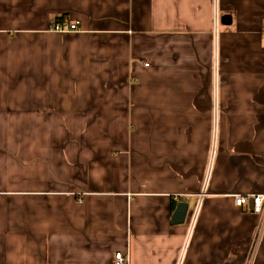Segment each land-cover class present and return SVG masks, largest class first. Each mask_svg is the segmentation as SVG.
I'll return each instance as SVG.
<instances>
[{"label":"crops","instance_id":"obj_1","mask_svg":"<svg viewBox=\"0 0 264 264\" xmlns=\"http://www.w3.org/2000/svg\"><path fill=\"white\" fill-rule=\"evenodd\" d=\"M217 6L215 87L213 0H0V264H264V0Z\"/></svg>","mask_w":264,"mask_h":264},{"label":"built area","instance_id":"obj_2","mask_svg":"<svg viewBox=\"0 0 264 264\" xmlns=\"http://www.w3.org/2000/svg\"><path fill=\"white\" fill-rule=\"evenodd\" d=\"M212 23L213 28L211 32V49L213 54V75L215 80V87H216V73H217V67H218V56L217 52L219 49V34H220V15L219 10L217 6V2L214 1V10H213V17H212ZM78 30V26L76 23L74 24H67L64 22L61 23H55L51 25V31L57 32V33H63V32H75ZM144 67H148L147 63H144ZM205 190H201L200 193L197 195L196 202L194 204V207L191 211H187L186 218H185V224H186V240L183 244V253L186 248V242L187 239L190 237L194 226L196 225V222L199 217V212L201 208V204L204 199ZM174 201L176 204L179 201V197H174ZM181 202H187V198H185L184 201ZM250 203H252V209H250ZM233 204L237 208H246L248 211L256 214L260 219L264 218V193L258 194V195H237L233 196ZM114 264H128L127 258H125L121 253H116L114 255ZM177 264H180V260H178Z\"/></svg>","mask_w":264,"mask_h":264},{"label":"water","instance_id":"obj_3","mask_svg":"<svg viewBox=\"0 0 264 264\" xmlns=\"http://www.w3.org/2000/svg\"><path fill=\"white\" fill-rule=\"evenodd\" d=\"M230 22V19L227 15L221 17L222 25L226 26ZM250 209H252V203H250ZM188 211L187 202H178L175 206V210L171 216L172 225H181L185 223L186 214Z\"/></svg>","mask_w":264,"mask_h":264},{"label":"trees","instance_id":"obj_4","mask_svg":"<svg viewBox=\"0 0 264 264\" xmlns=\"http://www.w3.org/2000/svg\"><path fill=\"white\" fill-rule=\"evenodd\" d=\"M56 22H53V23H51V25H53V24H55ZM61 23V22H60ZM64 23H67V24H71V23H68V22H66V21H64ZM223 27V25H222V23H221V21H220V30H221V28ZM49 30L51 31V26L49 27ZM57 33V32H56ZM63 33H71V32H63ZM211 59H212V66H213V58H212V56H211ZM212 68V67H211ZM213 71V70H212ZM258 195V194H257ZM233 200V199H232ZM80 201V200H79Z\"/></svg>","mask_w":264,"mask_h":264},{"label":"rangeland","instance_id":"obj_5","mask_svg":"<svg viewBox=\"0 0 264 264\" xmlns=\"http://www.w3.org/2000/svg\"><path fill=\"white\" fill-rule=\"evenodd\" d=\"M214 1H216V2H217V0H213V2H214ZM220 21H221V20H220ZM220 32H221V30H220ZM211 51H212V49H211Z\"/></svg>","mask_w":264,"mask_h":264}]
</instances>
